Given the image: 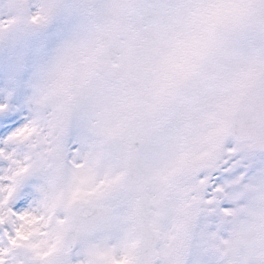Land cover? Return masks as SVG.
Wrapping results in <instances>:
<instances>
[{
	"label": "snow or ice",
	"instance_id": "obj_1",
	"mask_svg": "<svg viewBox=\"0 0 264 264\" xmlns=\"http://www.w3.org/2000/svg\"><path fill=\"white\" fill-rule=\"evenodd\" d=\"M0 264H264V0H0Z\"/></svg>",
	"mask_w": 264,
	"mask_h": 264
}]
</instances>
